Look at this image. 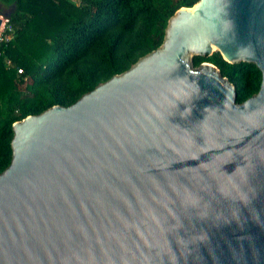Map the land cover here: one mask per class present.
I'll use <instances>...</instances> for the list:
<instances>
[{
	"label": "water",
	"instance_id": "1",
	"mask_svg": "<svg viewBox=\"0 0 264 264\" xmlns=\"http://www.w3.org/2000/svg\"><path fill=\"white\" fill-rule=\"evenodd\" d=\"M215 51L258 91L193 65ZM12 128L0 264H264V0L180 7L159 47Z\"/></svg>",
	"mask_w": 264,
	"mask_h": 264
},
{
	"label": "trees",
	"instance_id": "2",
	"mask_svg": "<svg viewBox=\"0 0 264 264\" xmlns=\"http://www.w3.org/2000/svg\"><path fill=\"white\" fill-rule=\"evenodd\" d=\"M197 1L0 0V13L8 8L10 14L9 39L0 42V173L11 161L15 121L68 106L127 70L162 44L177 9ZM192 61L214 64L235 86L238 103L259 89L261 72L253 63H229L218 51Z\"/></svg>",
	"mask_w": 264,
	"mask_h": 264
},
{
	"label": "built area",
	"instance_id": "3",
	"mask_svg": "<svg viewBox=\"0 0 264 264\" xmlns=\"http://www.w3.org/2000/svg\"><path fill=\"white\" fill-rule=\"evenodd\" d=\"M8 19H4V22L1 26V29H0V42L2 41H6L9 39V36L7 34H4V30H5V27H6V23H7ZM7 63L10 64V60H7ZM17 72L18 73H21L22 72V69L21 68H18L17 69Z\"/></svg>",
	"mask_w": 264,
	"mask_h": 264
},
{
	"label": "rangeland",
	"instance_id": "4",
	"mask_svg": "<svg viewBox=\"0 0 264 264\" xmlns=\"http://www.w3.org/2000/svg\"><path fill=\"white\" fill-rule=\"evenodd\" d=\"M0 6H1V4H0ZM4 9H5V8H4ZM4 12H5V13H8V12H9V9H8V8L5 9ZM5 25H6V24H5ZM8 28H9V27H8Z\"/></svg>",
	"mask_w": 264,
	"mask_h": 264
}]
</instances>
